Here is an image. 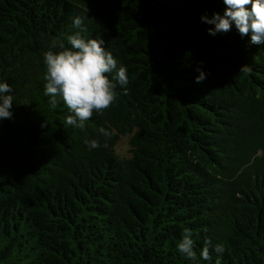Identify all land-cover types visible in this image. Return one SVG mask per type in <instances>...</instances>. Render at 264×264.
<instances>
[{"label": "trees", "instance_id": "16d2710c", "mask_svg": "<svg viewBox=\"0 0 264 264\" xmlns=\"http://www.w3.org/2000/svg\"><path fill=\"white\" fill-rule=\"evenodd\" d=\"M224 8L0 0V78L14 90L0 122V264H192L177 249L185 227L198 253L224 245L220 264H264V45L235 27L210 35L201 15ZM77 31L104 39L129 77L84 129L44 95V53ZM123 135L129 157L114 149Z\"/></svg>", "mask_w": 264, "mask_h": 264}, {"label": "clouds", "instance_id": "9594fccd", "mask_svg": "<svg viewBox=\"0 0 264 264\" xmlns=\"http://www.w3.org/2000/svg\"><path fill=\"white\" fill-rule=\"evenodd\" d=\"M223 3L225 8L222 14L214 12L209 16L205 13L200 17L202 22L214 26L208 28L209 34L216 36L235 27L241 38L250 36V43L264 45V0H223ZM84 19L76 16L73 27L86 31L83 29ZM67 41L70 47L54 43L52 49L59 47L62 50L44 53L47 81L44 95L49 97L52 108L57 106V98L66 104L72 113L67 116L66 125L84 129L94 112L102 113L116 101L117 83L121 87L129 83L128 69L123 64L118 65V59L107 49L102 38H88L77 31L67 36ZM197 71V83L207 79L209 73L202 67H198ZM112 73L115 74L114 80L107 75ZM13 91L12 85L0 78V122L13 118ZM99 132L105 137L111 135L105 128H100ZM85 144L89 149L101 146L98 139L85 140ZM193 236L191 228L183 229L182 239L177 245L179 253L192 264H212V252H215V264H220V257L226 250L224 245L216 244L210 249L209 241L198 253Z\"/></svg>", "mask_w": 264, "mask_h": 264}, {"label": "rangeland", "instance_id": "374dc122", "mask_svg": "<svg viewBox=\"0 0 264 264\" xmlns=\"http://www.w3.org/2000/svg\"><path fill=\"white\" fill-rule=\"evenodd\" d=\"M129 139L130 135L120 136L119 140L114 146V149L118 155L123 157H129L131 155Z\"/></svg>", "mask_w": 264, "mask_h": 264}]
</instances>
